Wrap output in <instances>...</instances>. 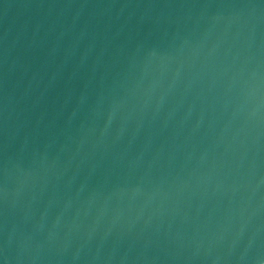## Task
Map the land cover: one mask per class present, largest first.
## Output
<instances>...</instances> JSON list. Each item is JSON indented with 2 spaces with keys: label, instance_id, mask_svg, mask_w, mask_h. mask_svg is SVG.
Segmentation results:
<instances>
[{
  "label": "water",
  "instance_id": "1",
  "mask_svg": "<svg viewBox=\"0 0 264 264\" xmlns=\"http://www.w3.org/2000/svg\"><path fill=\"white\" fill-rule=\"evenodd\" d=\"M0 264H264V0H0Z\"/></svg>",
  "mask_w": 264,
  "mask_h": 264
}]
</instances>
